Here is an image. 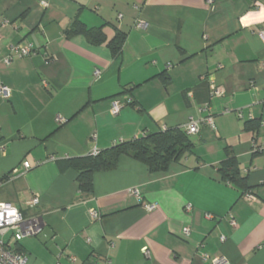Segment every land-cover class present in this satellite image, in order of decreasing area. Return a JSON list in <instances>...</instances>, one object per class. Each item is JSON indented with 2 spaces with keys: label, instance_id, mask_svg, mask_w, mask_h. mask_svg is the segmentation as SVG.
Here are the masks:
<instances>
[{
  "label": "crops",
  "instance_id": "crops-1",
  "mask_svg": "<svg viewBox=\"0 0 264 264\" xmlns=\"http://www.w3.org/2000/svg\"><path fill=\"white\" fill-rule=\"evenodd\" d=\"M262 8L264 0H0V84L9 89L0 96V202L42 222L14 244L26 264H264ZM75 20L104 40L66 35ZM18 44L33 52L6 63ZM191 120V151L163 171L121 154L84 195L65 165ZM228 156L244 185L222 177Z\"/></svg>",
  "mask_w": 264,
  "mask_h": 264
},
{
  "label": "trees",
  "instance_id": "trees-1",
  "mask_svg": "<svg viewBox=\"0 0 264 264\" xmlns=\"http://www.w3.org/2000/svg\"><path fill=\"white\" fill-rule=\"evenodd\" d=\"M84 34L88 39L99 42L104 35L99 28H86L75 20L66 29V35ZM119 37V36H118ZM121 41L117 37L111 42L112 52L118 51ZM192 141L185 129L171 128L162 131L143 134L126 141H120L108 148L82 157L67 159L66 166L77 172L76 182L80 193L87 195L92 192V174L100 170L115 167L118 156L125 154L146 164L151 172L163 171L168 164L192 149ZM222 177L237 185H244L245 179L240 172L233 156H228L219 166Z\"/></svg>",
  "mask_w": 264,
  "mask_h": 264
},
{
  "label": "built area",
  "instance_id": "built-area-1",
  "mask_svg": "<svg viewBox=\"0 0 264 264\" xmlns=\"http://www.w3.org/2000/svg\"><path fill=\"white\" fill-rule=\"evenodd\" d=\"M138 27L143 26L141 22L137 23ZM262 32H259V35H262ZM33 52V49L30 45H14L10 48V53L8 57H6L5 62L8 63L13 55L24 56L29 55ZM97 74L98 71H95ZM212 94L219 95L221 93L220 89L212 86ZM0 96L3 98H7L9 96V89L7 86L0 84ZM122 104L118 102H114L110 108L112 114L118 113ZM56 121L58 123H62L64 119L60 116L56 117ZM205 122L207 124H211L212 120L210 116H206ZM188 134H195L198 132L199 127L197 123L191 120L184 128ZM5 148L4 142L0 141V152H3ZM97 151H93L91 154H95ZM22 167L24 170H27L31 167L28 161L22 162ZM137 195V191H132ZM246 199L254 200V196L247 192L245 194ZM38 196H33L29 201V206L33 207L38 203ZM0 205H4V207H0V214H2L3 218L0 219V264H26L27 257L25 253L14 248V244L21 241L23 238L31 237L36 235L42 226V222L38 216H24L22 212L5 202H0ZM155 204H147L146 208L151 210L155 207ZM12 209L15 210L14 216H9L8 213ZM186 210H190V206H186ZM96 213L92 212V216L95 217ZM211 217L210 214L207 215ZM230 223L234 225V219L230 216ZM182 233L185 236H188L190 233L189 227H184L182 229ZM223 239V237H221ZM144 254L147 253L146 249H143ZM207 257V255H203ZM73 259V258H72ZM225 259L222 257H217L211 259V264H225ZM105 264H108L106 261Z\"/></svg>",
  "mask_w": 264,
  "mask_h": 264
},
{
  "label": "clouds",
  "instance_id": "clouds-1",
  "mask_svg": "<svg viewBox=\"0 0 264 264\" xmlns=\"http://www.w3.org/2000/svg\"><path fill=\"white\" fill-rule=\"evenodd\" d=\"M259 15H260L262 18H264V8L261 9V12H260ZM0 207H4V205H0ZM8 215H9V216H14V215H15V210L12 209L11 211H9ZM2 218H3V216H2V214H0V219H2Z\"/></svg>",
  "mask_w": 264,
  "mask_h": 264
}]
</instances>
